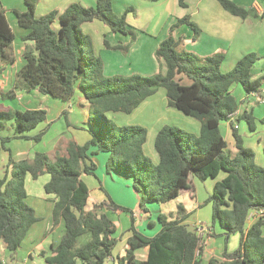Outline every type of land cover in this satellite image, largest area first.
Segmentation results:
<instances>
[{"label":"trees","instance_id":"obj_1","mask_svg":"<svg viewBox=\"0 0 264 264\" xmlns=\"http://www.w3.org/2000/svg\"><path fill=\"white\" fill-rule=\"evenodd\" d=\"M183 1L179 0V4L183 5ZM216 1L233 16H255L253 9L245 10L231 0ZM24 2L25 11L12 12L17 26L27 32L21 40L32 46L25 47L14 89L6 93L1 89V75L13 63L10 48L15 36L5 12L0 10V102L14 99L16 90H35L67 103L78 90L93 115H89L87 127L91 138L83 145L67 141L51 157L36 153L32 160L8 158L0 177V241L5 244L8 258H14L29 229L40 220L25 203V179L30 176L37 180L47 174L44 193L53 196L52 224H61L63 231L49 247V254H41L45 264H106L118 239L114 237L115 225L103 210L130 214L131 236L117 264H201L203 243L195 230L183 223L186 216L168 221L158 214L160 230L153 237H146L135 229L133 213L109 197L107 202L92 204L88 209L89 190L82 176H95L96 165L91 157L106 153V172L131 180L140 194L142 211H147V204H165L177 198L189 189L191 178L205 181L224 172L225 177L215 183L207 200L212 205L211 224L223 231L226 241L236 234L240 240L236 250L229 253L225 249L221 260L211 258L208 264H264V217L246 229L249 213L264 209V167L255 164L254 155L243 146L235 124L230 123L236 149L233 157L224 153L226 142L219 131V123L228 121L233 114L236 123L245 121L253 128L251 112L239 113V104L230 89L236 84L246 94L259 90L263 79L253 80L251 74L257 54H246L232 70L223 73V54L199 57L186 51L182 42L173 38L171 28L154 52L158 65H164V72L160 69L148 77H104L102 61L94 54L92 41L81 26L97 20L113 33L129 34L132 41L134 35L127 30L125 14L118 17L113 13L112 0H96L95 7L88 8L71 4L61 14L50 12L41 17L35 16V0ZM55 21L57 29L53 28ZM183 23L195 35L199 33L188 18L178 21ZM121 50L126 52L128 47ZM158 89L164 90L168 107L196 119L200 131L194 135L176 126H163L154 139L158 162L153 165L143 152L147 131L136 125L117 126L107 114H131ZM45 119L43 109L1 108L0 164L1 151L9 152L6 144L11 140L40 141L44 132L27 134ZM261 123L264 124V117ZM6 129L13 133L3 135ZM181 209L179 205L178 210ZM80 238L85 241L79 243ZM145 247L147 258L137 260L135 251Z\"/></svg>","mask_w":264,"mask_h":264},{"label":"crops","instance_id":"obj_2","mask_svg":"<svg viewBox=\"0 0 264 264\" xmlns=\"http://www.w3.org/2000/svg\"><path fill=\"white\" fill-rule=\"evenodd\" d=\"M231 1H233L236 5L242 7L245 10L253 9L255 16H248L245 19L233 16L228 12H226L216 0H198L192 10H190V6L186 3V0L183 1V5L179 4V0H157V1L112 0L111 7L115 15L120 17L123 14H125V22L127 24V30L129 31L130 34L134 35V39L132 41L129 34L113 33L108 26L104 25L102 22L97 20L89 23H84L81 26V30L82 32H84L85 35L90 37L93 44L94 54L97 57H99L102 61L103 73H105L107 70L109 71L112 70V68L114 67L112 66V64L113 62L116 61V59L119 61L118 64L122 66V65H128V62L126 60L131 61L143 57L146 58L149 57V71H147L149 72V75L150 74L153 75L157 73V67L154 66L153 64L154 52L157 49L159 43L169 36L171 32V28H172L171 34L173 38L175 40H180L182 42V47L184 50L192 52L198 55L199 57H207L219 53L223 54L224 59L221 63V67L222 66L224 67L226 65L227 68L231 69L234 67V65L238 62L239 59H241L243 56H245L248 53H255L257 55L262 54L261 56L262 58H264V0H231ZM71 4H79L80 6L85 8L95 7L96 0H35V8H34L35 16L41 17L47 15L50 12H57L58 14H61ZM25 9L26 7L24 0H0V10L5 12L6 19L14 33V36H15V30L17 29L18 26L16 24L15 17L12 11L17 10L19 12H23L25 11ZM179 10L181 11L180 13ZM182 18H188L189 22L194 24L198 28L199 33L195 35L194 31L186 23L178 24V21ZM53 28L54 29L58 28L57 21H55V23L53 24ZM23 31L25 33L21 35L22 37L27 34L25 30ZM26 46L31 47L32 44L30 42H23L21 40L20 47L14 48L12 43L10 48V53L11 56L13 57V63L5 67V69L2 72V75L10 67L16 66L17 56L23 59L22 54ZM126 47H128V50L125 52L126 54L124 55L122 54L121 48H126ZM112 58H115L114 59L115 61L112 62ZM23 63L24 60L22 61L21 64L23 65ZM128 66L130 69L131 66L130 65ZM158 68L159 70L161 69L162 72L165 71L164 65L162 67L158 65ZM18 70L19 69H17L16 72ZM251 74L253 80L261 79V78L263 79L259 90L255 93L246 94L245 91L242 89V87L239 85L241 90L238 91V96H234L232 93L231 94L235 97L236 101L239 104V113L246 111L248 114L251 112L252 114L251 116L253 120H255L253 114L254 111L250 109V106L252 102L256 104L264 103V66L262 72L259 73L251 72ZM2 75H1V89L4 91V89L8 85L13 84L14 81L11 82L10 76L7 77L5 81H3ZM187 83L188 82H185V84ZM159 90L160 89H158V91ZM76 91L81 95L80 100L82 102L83 101L85 102V99L83 98L82 94L78 90ZM157 92L154 95L147 98L143 103H141V105L137 109H135L132 112V113L140 112L141 114L139 115L142 114L145 115V121L148 123L149 126V138L152 141V147L157 132L163 126L166 125L176 126L175 124H178V126L184 131L186 132L190 131L191 134L198 135L200 131L199 122L197 120L196 121L198 123L194 122L193 120H191L192 118H189V116L184 115L178 110L177 111L181 114H178L171 110L170 112L168 109H174V108L168 107L167 100L166 101L163 100V95H165L164 90L163 92H158L159 94L161 93L162 95L161 98L158 97L156 98ZM164 97L166 98V96ZM67 103H68L67 111H64L63 114L64 115L73 114L74 111L71 109L73 108V106L71 107L69 105L70 101ZM242 105L243 107L240 108V106ZM83 107H85L89 111V106L87 103L86 105H83ZM26 110H30V109H26ZM121 115L122 113H108L107 117L110 116L112 119L119 120L118 121L119 126H134L133 123L131 122H134L135 119L126 120ZM260 116L264 117V109H261ZM86 123L87 121L82 122L81 126L83 128L79 127V129L82 128V130H85ZM230 123L231 121L229 120L222 121L219 123V131L220 134H222L221 136H223L224 133L223 139L225 140V142L229 140L230 138L229 134H231L232 137L231 140L234 142ZM261 125L264 126V124L262 123ZM247 126L249 131L253 132L255 130L254 125L252 129L249 127L248 124ZM239 128L240 127L238 126L237 123V128H236L237 131L239 130ZM11 132L10 133L8 132V134H11ZM87 132H88V139H87L88 141L91 138V136L89 134L88 129ZM27 135H30V133ZM226 137L228 139H226ZM69 141H74L77 145H80L75 138ZM146 142H148L147 137H146ZM145 144L143 145V150ZM261 149L264 155V151H263L264 142L261 143ZM99 154H106V153H98L97 155L91 157V160L94 162L95 165H96L95 162L98 160ZM235 154H236V149L232 157ZM151 155H153L152 159L156 164L158 162V156L155 150L154 152L151 153ZM263 155L260 154V158L257 163L261 167H264ZM106 156L104 155L100 156L103 162H105L106 159H108V154H106ZM96 169H97V165H96ZM84 176L86 175L82 176V180ZM224 177H225V173L220 172L215 179L205 180V181H211L210 184H206L207 190H209L212 194L215 183L221 181ZM196 181L199 180L196 178H191L189 181L188 190L182 191L177 198L169 201L168 203L160 204L162 206V209L154 211L156 214L155 215L156 219L158 214L164 215L168 221L180 219L181 217L186 216V218L183 220V223L186 225H190V224L193 225L192 229H195V225L198 222L202 223L198 210L201 206L200 201L203 199L200 198L199 195L200 186L197 184ZM200 182H204V181H200ZM42 199L49 203L48 209L49 210L51 209V222L47 223V229L43 228L39 233H37L36 236H34L35 239L33 238L28 239L29 244L31 242L33 243L35 242V246H38L39 249L35 248V250H31L29 249L30 247L28 244L25 247H21L23 245V242L21 243V246L17 250L18 254H15L14 258L12 259L15 262L17 260H22L20 264H45L44 257H42L41 254L44 253V256H47L49 254V247L52 244H55L59 240L62 234L61 232L60 236L58 237V240L54 241L53 239L54 232L56 229H59L61 224L57 225L56 227L53 226L52 224L53 196L46 195L44 193ZM115 201L118 202L117 204H121L119 203V201H117V199H115ZM95 203L97 204L100 202H93L90 205ZM133 204L134 203H132V205L130 204L129 206L133 208L135 206ZM150 204L156 205V203H150ZM205 204H207V201L205 202ZM137 205H138L137 210L132 211L135 225H137L136 223L137 220L140 221L141 219L139 213H143V214L148 213V211H142L139 208V204ZM163 205H169L167 211L163 210ZM179 205L182 207L181 210H178ZM251 213L252 212L249 213V216L251 215ZM193 214H195V218L190 219L191 215ZM249 216L246 222V229H248L251 226V224L254 222L249 218ZM203 220H206V218ZM148 223L147 225L153 229L152 234L147 233L145 229H140V227L139 228L137 227L135 229L146 237H153L160 230V224L158 220H157V224H153L152 222H150L149 224ZM214 226L215 225L212 224H210V227L207 226L210 229L209 230L210 232L205 236L204 239L201 264H203L204 259L207 260V264L209 259L211 258L221 260L223 251L225 249L227 250V252L231 253L227 249V247L223 248L219 243H218L219 246L217 245V238L222 239L224 238V236L222 235L223 231L217 226L218 231L216 232ZM128 230L124 236L118 239V242L114 250L112 251V256L111 258H109L106 264H117V258L124 256L125 250L127 248L126 242L128 238L131 236V233ZM28 233L26 235L27 237H28ZM27 237H25V239ZM231 237L238 239V244H239V240H240L239 235L237 234L231 235L227 238V241H229ZM21 251L23 252L25 251V253L22 252L21 254ZM147 254H148L147 247L136 250L134 253L136 259L140 261L145 260L147 258ZM36 257L38 260H35ZM8 260L9 258L5 249V244L2 241H0V262L2 264H9ZM16 264L19 263L16 262Z\"/></svg>","mask_w":264,"mask_h":264},{"label":"rangeland","instance_id":"obj_3","mask_svg":"<svg viewBox=\"0 0 264 264\" xmlns=\"http://www.w3.org/2000/svg\"><path fill=\"white\" fill-rule=\"evenodd\" d=\"M198 0H186V3L190 6V10H192ZM181 11L179 10V13ZM114 13V12H113ZM115 14V13H114ZM25 32L22 29L15 30V40L13 42V47L17 48L20 47L21 44V35ZM84 33V32H83ZM182 48V47H181ZM183 49V48H182ZM122 54H126L125 52H122ZM262 55V54H261ZM261 55L258 56V60L256 61L254 67L252 68L253 73H259L263 70V64H264V58H262ZM115 58H112V62L115 61ZM17 63L16 66L10 67L8 70H6L2 75V80L5 81L7 77L10 76L11 82L15 79V72L17 69H20L22 66L21 57L17 56L16 58ZM128 62V65L131 66L129 69L128 65H120L118 64V60L116 59L115 62H113L112 70H107L105 73H103L104 77H129L131 75H139L142 77H148L149 75V57H143V58H137L136 60H126ZM153 64L157 67V72L159 70L157 61L155 60L153 56ZM20 65V66H19ZM163 64L161 65V67ZM235 66V65H234ZM221 71L223 73H227L233 68H227L226 65L223 67H220ZM8 71V72H7ZM9 80V82H10ZM187 82L184 79V83ZM183 83V84H184ZM14 89V82L11 85H8L3 92H8L10 90ZM239 85H233L231 87V93L234 96H238V91H240ZM158 92H163L162 89H160ZM157 92L156 98H161V93L159 94ZM16 97L14 99H3L0 102V109H6L11 108L13 110L18 111H24L26 109H43L46 111V119L43 123L39 124L34 131L30 133L29 136H35L41 132L43 133V136L41 137V140L39 142H35L33 140H11L6 147L8 148L9 152L1 151V164H0V177L4 174L5 169L4 167L7 164L8 158L11 157L14 161L19 160H32L34 155L36 153H45L49 157L55 154L56 148H58L59 145H62L63 143H66L67 141L75 138L76 141L80 145H83L87 139H88V132L87 127L89 124V115L91 114L83 105H86V102H82L81 95L76 91L73 95L72 99L70 100L69 105L73 108H71L74 112L73 114H67L64 115V111H67L68 103H63L60 100L53 99L49 96L42 95L38 93L37 91H19L16 90ZM163 95V100L166 101V98ZM243 107L240 106V108ZM245 108V106H244ZM243 109V108H242ZM250 109L254 111V118L253 125L255 130L253 132L249 131L248 126L245 121H241L238 123V126L240 127L238 132V135L240 136L242 140V144L245 148L250 149L254 155V162L257 166H259L258 160L260 158V154L263 155L262 149H261V143L264 142V126L261 125V119L263 116L261 115V109H264V103L256 104L252 102ZM169 111L179 113L175 109H168ZM170 111V112H171ZM140 112H134L130 115H121L126 120H133L135 119L133 125L143 127L147 131V138L148 142H146L144 146V155L146 158L149 159V161L152 162L154 165L155 162L152 159L153 155H151L152 152H154V149L152 147V141L149 138V126L148 123L145 121V115H139ZM110 119L115 125L119 126V120L112 119L110 116L107 117ZM191 118V117H189ZM194 122H197L196 119L192 118ZM87 121V125L85 126V130H82V122ZM145 123V124H144ZM198 123V122H197ZM178 126V124H175ZM10 123L7 124V128H9ZM79 127H82L79 129ZM179 127V126H178ZM180 128V127H179ZM181 129V128H180ZM183 130V129H181ZM11 130L6 129L3 132V135H11L13 132ZM188 133H191L190 131ZM222 135V134H221ZM224 136V133H223ZM222 136V137H223ZM230 138L227 140L226 148L224 149V153L227 155H232L235 152L234 142L231 140V134H229ZM226 139H228L226 137ZM233 142V143H232ZM260 144H259V143ZM259 144V145H258ZM101 155L106 156V154H99L98 160L95 162L97 165V169L95 170V176H84L83 181L86 184L88 190H89V203L93 202H102L108 201V197L117 205H121L122 207H125L129 209L131 212L137 210V204L140 203V194L135 192L134 188L132 187L131 180L125 178V177H119L117 174L110 172L111 174L106 172V162L102 161ZM264 156V155H263ZM107 158V156H106ZM111 175V176H110ZM107 176V177H106ZM49 175L45 174L40 176L37 180H32L30 176L26 177L25 180V190L27 193V199L25 200V203L31 207L35 214L41 219L39 222H37L33 227L30 229L28 233V237L22 241L23 245L21 247L29 245V249L35 250V248H38V246H35V242L28 243L29 238H34V236L37 235L43 228L47 229V223L51 222V209L49 210V203L47 201H44L42 198L44 196V185L48 182ZM197 184L200 186L199 195L200 198L203 199L200 201L201 206L198 210L201 222L204 223L206 226L210 227L211 224V215H212V205L210 203L205 204L207 201L209 195L211 192L207 190L206 184H210L211 181H196ZM115 198V199H114ZM134 203L135 205L133 208H131L129 205ZM90 204L88 205V209L90 208ZM148 213L140 214V221L137 220V225H135L134 221V227L140 229H145L147 233H153V229L147 225V223L152 222L153 224H157L156 214L155 210L162 209V206L160 204H148L147 206ZM169 205H163V210L167 211ZM103 213H105L108 218L113 222L115 225V234L114 237L116 239L121 238L124 236L127 232V230L130 228L131 222H130V214L124 213V212H112L110 210H103ZM133 213V212H132ZM195 214L191 215L190 219H194ZM206 220H203L205 219ZM148 223V224H149ZM143 224V225H142ZM193 225H188L190 229H192ZM215 231H218L217 225L214 226ZM63 231L62 226L59 227V229H56L54 232L53 239L54 241L58 240V237L60 236L61 232ZM205 237L202 239V243H204ZM79 243H83L85 241V238H80ZM221 247H227V249L230 252H233L238 247V239H235L233 237L230 238L229 241H226L225 238H217V245L219 244ZM39 249V248H38ZM26 251V249H25ZM25 251H21L25 253ZM18 254V251L16 252ZM20 254V253H19ZM35 260H38L37 257ZM9 264H16L18 262L21 263L22 260H17L16 262L12 259L8 260ZM203 264H207V260L204 259Z\"/></svg>","mask_w":264,"mask_h":264},{"label":"built area","instance_id":"obj_4","mask_svg":"<svg viewBox=\"0 0 264 264\" xmlns=\"http://www.w3.org/2000/svg\"><path fill=\"white\" fill-rule=\"evenodd\" d=\"M235 117H236V114L231 115L229 117V121H231V123L235 124L234 127L237 128V123L235 122ZM263 217H264V209L254 210V211H252L251 215L249 216V218L253 221H255L259 218H263ZM194 230H195V233L197 234V236L199 237V239L201 241L210 232L209 231L210 229L204 223H200V222H198L195 225Z\"/></svg>","mask_w":264,"mask_h":264}]
</instances>
